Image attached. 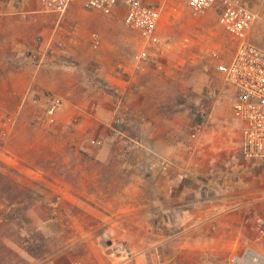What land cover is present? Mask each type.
<instances>
[{
  "label": "rangeland",
  "instance_id": "374dc122",
  "mask_svg": "<svg viewBox=\"0 0 264 264\" xmlns=\"http://www.w3.org/2000/svg\"><path fill=\"white\" fill-rule=\"evenodd\" d=\"M144 1L158 5L156 0ZM252 4L258 18L250 31V41L264 48V0H252ZM161 6L159 36L163 43L169 42L170 47H161V51L151 57L149 62L138 64L134 59L143 49V42L134 31L123 29L121 20L127 9L124 2L117 5L113 15H103L106 20H116L115 26L120 31L118 34L124 41L118 44H103L101 47L99 44H91L92 51L98 53V58L103 61L104 66L116 63L114 59L121 62L124 60L115 57L117 51L125 55V61L130 66L135 65L134 69L140 78L139 84L145 89L140 93L141 97L133 99L134 103L145 104L150 110L153 104L157 106V112L168 120V123L162 124V129L173 142L180 144L181 152L185 156L193 152V144L205 128L211 136L216 137L219 150L215 153L210 149L208 153L214 152V156L218 154V157H214V161L203 162V166L212 170L207 176L215 187L210 195L225 198L220 210L226 214L224 213V221L223 216H220L216 222L221 229L219 236L217 233V236H212L204 229L203 236L192 240L198 248L189 250L185 247L188 238L181 233L179 227L172 232L165 231L167 221L163 220L161 213L159 218L154 219L153 232L147 238L156 243L147 251L149 253L144 259L151 264H230V257L241 254L246 247H251L264 256V234H258L256 229L258 220H264V161L246 160L240 154L238 124L236 120L233 121L230 110L233 91L216 70L217 65L230 61L235 43L218 27L212 14H194L187 10L180 0H162ZM19 17L18 14L12 15V19L17 22L31 20L29 16H26V19ZM63 19L56 26L57 20L48 18L42 32L34 31L33 27L28 26L26 36L44 39L53 36L63 40L65 49L58 52H62L61 55L69 52V49L79 54L90 52L88 46L76 49L70 44L71 24ZM185 39L188 41L185 42ZM32 50L34 49L26 50V54ZM95 62L101 65L100 61ZM75 63L78 66V61H71L69 64L74 67ZM6 69L9 70L10 67ZM210 92H215L216 96L210 98ZM10 100L9 94L0 92V163L17 171L22 167L33 171L43 169L46 173L44 176L49 179L61 175L69 176L75 181L78 190L82 189L78 183L84 176L68 173V167H81L88 171L111 168L108 174H101L102 178L99 177L97 183L92 181L94 185H90L87 190L97 194L96 202H91L90 206L106 217L113 214L114 211L105 208L100 201L107 202L110 197L121 191L124 183L119 172L121 158L134 148L124 156H117L112 145L111 156L105 163L91 162L87 158L77 156L71 149V141H67L59 152L52 149V144L37 142L41 132L45 128L48 130L47 124L50 125L43 107L35 105L39 108L37 110L32 105L29 108L24 105L19 109ZM219 107L223 110L219 118H216L214 112ZM16 114L12 132L3 140L1 134L6 128L5 121ZM131 120H134V117ZM136 122L127 123L125 132L138 142L142 140L147 128ZM199 122L204 126L198 134L195 126ZM194 133L196 136L193 138ZM8 146L10 148H7ZM21 182L35 190L41 200L47 203L44 207L32 209L29 216L47 242L48 249L44 255L33 259L21 249L12 247L23 258V264H113L114 260L108 256L107 248L112 243H122L132 252L133 257L125 264H135L140 254L145 255L142 254L143 251L138 250L137 236L125 238L118 236L119 234L111 235L105 232L108 225L101 227L102 221L89 213L82 203L58 201L57 195L51 190L27 180L24 176ZM123 205L124 201L112 205L121 216L117 221L126 218L124 211H119ZM228 213L233 215L232 230L223 225L227 222ZM98 247L99 250H104L102 255H97L95 249Z\"/></svg>",
  "mask_w": 264,
  "mask_h": 264
},
{
  "label": "crops",
  "instance_id": "0c3cea01",
  "mask_svg": "<svg viewBox=\"0 0 264 264\" xmlns=\"http://www.w3.org/2000/svg\"><path fill=\"white\" fill-rule=\"evenodd\" d=\"M13 14H18L20 19L29 16L31 20L19 23L12 19ZM48 18L57 20L56 26L61 21L52 14L42 12L38 0H0V92L9 94L10 102L19 109L24 105L36 108L33 100L42 99L48 93L59 94L64 100L53 123L47 124L48 130L45 128L41 132L37 142L52 144V149L60 152L63 145L71 141V149L77 156L105 163L111 156L113 145L108 125L116 116H120L125 125L137 121L147 130L138 145L121 158L119 172L124 181L121 191L107 202L100 201L105 208L114 211L110 216L106 217L90 206L91 202H96L97 194L87 188L94 185L92 181L97 183L101 174H108L111 168L88 171L81 167H68V173L84 176L77 182L81 190L69 176L49 179L44 176L43 169L33 171L22 167L19 169L22 175L51 190L58 201L85 205L89 213L102 221L101 227L108 225L105 232L125 238L137 236L138 250L145 255L140 254L135 264H151L144 258L156 242L147 238L153 232L154 219L159 218L161 213L163 220L167 221L165 231L172 232L179 227L188 238L185 247L189 250L198 248L192 240L203 236L204 229L212 236H217L216 233L219 236L221 229L216 222L220 216H223L222 221L225 219V211L220 210L225 198L211 197L215 187L207 176L212 170L203 166V162L214 161V157H218V154L214 156V152L208 153L210 149L218 152L216 137L205 128L194 142L193 152L185 156L180 144L173 142L162 129V124L168 123V120L157 112V106L153 104L150 110L145 104L134 103L133 99L141 97L140 93L145 89L139 84L135 65L130 66L125 61V55L117 51L115 57L124 60L114 59L116 63L104 66L98 53L92 51L91 44L101 47L124 41L118 34L116 20L109 21L101 14L85 12L77 3L70 6L63 20L71 24L70 44L76 49L88 46L91 51L79 54L69 49L62 55L61 52L53 58H46L43 63H32L26 53L35 48L39 37L26 36V30L31 26L34 31L42 32ZM121 21L123 29L128 31L123 17ZM71 61H78V66L76 63L71 66ZM95 61H100L101 65ZM7 67L10 69L7 70ZM104 88L112 90L115 97L106 93ZM36 109L39 110L38 107ZM221 110L222 107L217 108L214 117L219 118ZM132 117L134 120H131ZM96 139L102 141L100 146L90 143ZM161 161L170 164L168 171L158 167ZM150 166L154 167L150 169ZM121 201L124 205L119 211H124L126 218L117 221L121 216L113 206ZM227 215V222L223 225L232 230L233 215ZM95 250L97 255H102L104 251L99 247Z\"/></svg>",
  "mask_w": 264,
  "mask_h": 264
},
{
  "label": "built area",
  "instance_id": "2783aa9c",
  "mask_svg": "<svg viewBox=\"0 0 264 264\" xmlns=\"http://www.w3.org/2000/svg\"><path fill=\"white\" fill-rule=\"evenodd\" d=\"M44 13L63 19L71 5L77 3L83 11L105 16L113 15L118 4L124 2L126 11L124 25L134 31L143 42V49L135 55L138 64L147 63L151 57L161 51V47H170L169 42H162L159 36L162 0L154 5L144 0H38ZM183 6L194 14H212L218 27L235 43V50L228 63L217 65L216 70L223 76L225 83L233 91L230 105L232 118L239 129V151L242 157L250 161H264V48L250 41V31L258 18L252 0H180ZM188 39H185L187 42ZM34 50L27 57L34 64L43 63L46 58H53L65 49V43L53 36L36 40ZM39 46V47H37ZM216 96L210 92V98ZM64 100L61 95L48 93L42 99L33 100L34 105L42 106L49 123H53L56 113ZM17 114L8 117L2 138L6 140L16 123ZM203 124L197 123L196 133H201ZM110 137L117 156L129 153L138 142L125 132V123L116 116L108 125ZM194 133L192 137L194 138ZM94 146H100V139L91 140ZM158 167L168 171L170 164L159 162ZM150 166L149 168H153ZM258 234H264V220L257 222ZM108 256L113 264H125L131 260L132 252L122 243H112L108 247ZM230 264H264V256L257 250L246 247L241 254L232 255Z\"/></svg>",
  "mask_w": 264,
  "mask_h": 264
},
{
  "label": "trees",
  "instance_id": "16d2710c",
  "mask_svg": "<svg viewBox=\"0 0 264 264\" xmlns=\"http://www.w3.org/2000/svg\"><path fill=\"white\" fill-rule=\"evenodd\" d=\"M105 92L115 94L109 88ZM23 175L0 163V264H23L24 260L12 249L24 251L36 259L48 249L47 242L33 224L29 212L47 205L39 194L22 182Z\"/></svg>",
  "mask_w": 264,
  "mask_h": 264
}]
</instances>
